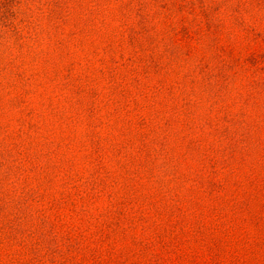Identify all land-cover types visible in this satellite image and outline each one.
<instances>
[{"label": "rangeland", "instance_id": "1", "mask_svg": "<svg viewBox=\"0 0 264 264\" xmlns=\"http://www.w3.org/2000/svg\"><path fill=\"white\" fill-rule=\"evenodd\" d=\"M0 264H264V0H0Z\"/></svg>", "mask_w": 264, "mask_h": 264}]
</instances>
